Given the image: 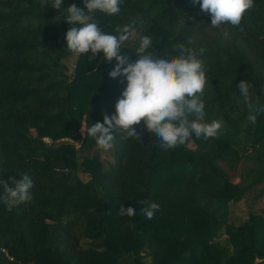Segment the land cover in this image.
Listing matches in <instances>:
<instances>
[{
    "label": "trees",
    "instance_id": "obj_1",
    "mask_svg": "<svg viewBox=\"0 0 264 264\" xmlns=\"http://www.w3.org/2000/svg\"><path fill=\"white\" fill-rule=\"evenodd\" d=\"M52 3L0 0V180L27 174L34 183L30 202L11 211L0 203V264H264V215L230 223L231 203L254 191L255 202L264 197V114L249 121L237 87L250 82L253 102L264 106V0H255L243 32L211 27L193 0H121L118 15L90 13L113 35L117 26H134L133 45L121 48L131 62L141 36L163 57L177 55L178 45L204 48L205 119L224 121L218 138L193 135L169 150L143 122L140 141L118 131L109 166L96 156L81 160L60 141L96 149L87 128L115 114L126 78L109 76L115 59L68 49L66 9L84 8L83 0H63L60 10ZM69 55L77 58L72 76ZM142 201L160 205L152 219L141 214ZM121 205L136 215L118 216Z\"/></svg>",
    "mask_w": 264,
    "mask_h": 264
},
{
    "label": "clouds",
    "instance_id": "obj_2",
    "mask_svg": "<svg viewBox=\"0 0 264 264\" xmlns=\"http://www.w3.org/2000/svg\"><path fill=\"white\" fill-rule=\"evenodd\" d=\"M84 8L72 4L66 9L67 21L72 27L66 33L68 49L75 54H103L104 59L116 65L109 76L112 79L123 76L126 88L115 104V114H104L103 123L96 122L87 128L98 149L110 151L116 139L115 133L122 131L123 137L141 140L143 133H138L137 126L143 122L144 128L155 132L160 138L158 146L164 150L185 145L194 135L196 138H218L224 126L223 120L207 122L205 119L204 92L208 84L206 63L202 59L205 49H188L177 46V55L159 56L150 51L152 39L141 36L136 50L138 57L131 62L127 55H122L121 48L135 32L133 25L117 26L116 35L107 33L92 21L90 13L99 11L109 16L121 11V0H83ZM205 14L211 16V27L223 28L225 25L244 31L241 26L246 14L255 7V0H193ZM53 7L60 10L63 0H54ZM86 8V11H85ZM227 34V33H226ZM237 87L247 105V119L253 124L256 114H264V106L253 102L250 94L252 85L241 81ZM3 194L0 203L9 211L14 206L30 202L33 199L31 189L34 183L29 175L22 174L20 179L11 177V184L0 180ZM145 206L141 214L152 219L160 205L156 202L142 201ZM118 216L134 217V207L120 206Z\"/></svg>",
    "mask_w": 264,
    "mask_h": 264
},
{
    "label": "rangeland",
    "instance_id": "obj_3",
    "mask_svg": "<svg viewBox=\"0 0 264 264\" xmlns=\"http://www.w3.org/2000/svg\"><path fill=\"white\" fill-rule=\"evenodd\" d=\"M93 21V20H92ZM94 22V21H93ZM135 41V35L132 36V38L129 41H126L124 46L131 47ZM76 61L77 58L74 55H69L67 58L64 60V64L68 68V75L72 76L75 71L76 67ZM84 132V128L82 130ZM35 136L36 133H33ZM47 144H55L57 141H51V139H45L44 140ZM60 142H67L73 144L77 149H78V157L82 160V158L87 155V156H96L104 165L109 166L111 163L114 162V154H113V148L110 151H103L98 148L92 149L90 151H84L80 149L81 147V141L77 138L75 139H64L61 140ZM80 177L83 180H88L89 176L79 172ZM255 191L248 195L247 198L243 199L239 203H231L230 204V210H231V221L230 223L234 225L235 227L240 226L244 224L250 217L251 213H256V214H263L264 215V197L258 201L255 202L253 200ZM222 239H226V236H224ZM90 242L87 240L82 241V245L84 248H87L89 246ZM147 253V252H146ZM143 253L144 256V261L146 263H151V258L148 256V254Z\"/></svg>",
    "mask_w": 264,
    "mask_h": 264
}]
</instances>
